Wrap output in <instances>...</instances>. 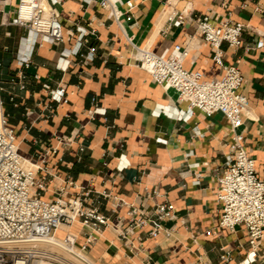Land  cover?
Wrapping results in <instances>:
<instances>
[{
	"label": "crops",
	"instance_id": "1",
	"mask_svg": "<svg viewBox=\"0 0 264 264\" xmlns=\"http://www.w3.org/2000/svg\"><path fill=\"white\" fill-rule=\"evenodd\" d=\"M18 1L0 0L4 12L0 85L20 155L38 163L43 156L35 141L41 149L57 146L62 155L60 176H69L74 184L85 186L92 178L96 191L146 212L165 200L174 207L175 219L163 223L172 232L170 237L140 245L135 237L141 233L136 231L131 245L125 246L114 232L105 231L87 255L96 264H221L220 256L228 252L231 264H239L249 251L245 231L219 228L220 208L215 201L216 179L225 172L229 154L228 124L220 114L206 117L195 110L185 119L187 105L178 103L173 90L157 86L137 68L131 44L158 56L186 46L189 55L183 67L211 79L221 71L201 42L194 19L207 16L216 25L229 15L233 23L244 26L240 47L222 44L221 48L224 63L236 67L245 80L242 93L248 115L240 129L243 146L255 161L258 177L264 178V0H120L116 3L122 14L118 25L98 3L60 0L55 11L64 42L33 46L38 39L10 24ZM125 2L132 4L131 10ZM168 10L183 13L187 21L167 29L163 15ZM80 34L85 41L79 50L82 57L72 55ZM258 43L261 48H256ZM90 48L95 52L92 61L84 59ZM21 59L31 62L23 70L24 82L17 79ZM60 87L65 89L64 98L58 104L50 102V92ZM92 98L99 109L93 122L87 117ZM104 151L107 169L101 166ZM45 160L50 165L54 157ZM121 166V177H112ZM150 191L162 198L147 199ZM109 209L107 203L101 207L105 215ZM253 264H264V237Z\"/></svg>",
	"mask_w": 264,
	"mask_h": 264
},
{
	"label": "built area",
	"instance_id": "2",
	"mask_svg": "<svg viewBox=\"0 0 264 264\" xmlns=\"http://www.w3.org/2000/svg\"><path fill=\"white\" fill-rule=\"evenodd\" d=\"M86 1L98 3L118 25L122 14L116 3ZM59 4L60 0H19L10 24L26 29L35 40H39L33 41L32 46L62 44L64 33L55 11ZM124 5L128 11L132 9L130 2ZM255 10L260 9L257 6ZM3 17L4 12L0 9V25ZM185 21L187 18L183 13L171 10L166 20L167 29L179 28ZM193 22L201 42L210 50L211 61L221 71L219 77L206 79L199 71L185 69L183 63L189 55L186 46H175L168 55L158 56L146 48L130 44L135 50L137 68L150 75L157 86L173 90L178 103L187 105L185 119L190 118L195 110L206 117L220 114L227 122L231 138L225 172L216 179L215 201L220 208L217 224L231 233L237 227L244 229L249 251L239 264H253L264 237V178L258 177L255 161L243 146L244 134L240 129L248 115L247 99L242 93L245 80L236 67L224 63L221 48L222 44L229 48L240 47L244 26L233 23L229 15L216 25L207 16L195 18ZM82 36L80 34L73 56L80 55V47L85 43ZM261 47L262 43L256 45V48ZM94 57V49L90 48L84 59L92 61ZM18 67L17 79L24 82L23 70L29 69L31 62L21 59ZM32 78L38 81L37 75ZM43 89L48 90V86L43 85ZM3 93L0 85V264H89L78 257L76 259L74 250L78 241L82 239L80 251L87 256L88 248L105 231L114 232L125 246L131 245L130 237L136 231L141 233L135 237L140 245L171 236L172 232L163 226L165 221L175 219L174 207L169 201L157 203L146 212L109 193L96 191L92 178L85 186H78L69 176H60L58 166L62 163V155L57 146L41 149L39 141H35L42 160L34 163L22 157L18 136L9 125V115L3 108ZM64 96L65 89L60 87L50 92L49 100L58 104ZM13 100L10 97L9 101ZM90 105L87 117L93 122L99 111L95 98L91 99ZM50 156L54 161L49 165L45 158ZM106 157L107 153L102 152L103 169L108 168ZM123 167L117 168L111 176L121 177ZM104 182H110V179ZM146 198L153 200L162 196L150 191L146 192ZM105 203L110 207L109 215L101 211ZM61 226L66 232L58 237ZM63 254L71 259H66ZM219 259L221 264H231L232 256L224 252Z\"/></svg>",
	"mask_w": 264,
	"mask_h": 264
},
{
	"label": "bare ground",
	"instance_id": "3",
	"mask_svg": "<svg viewBox=\"0 0 264 264\" xmlns=\"http://www.w3.org/2000/svg\"><path fill=\"white\" fill-rule=\"evenodd\" d=\"M111 3H119V1L120 0H109ZM169 12H170V10H168V11H166L165 13H164V18L166 19L167 17H168V14H169ZM162 17V16H161ZM253 115V114H252ZM252 117V116H251ZM250 117V118H251ZM253 119V118H252ZM66 232V228L64 227V226H61L60 227V231H59V233H62V234H64ZM61 236V235H60ZM58 239V238H57ZM51 249L53 250L54 248H52L51 247ZM56 249V248H55ZM74 254L76 255V259H77V257L79 258V259H82V260H84V261H87L89 264H94L93 262H92V260H90L84 253H82L80 250H78L77 248L74 250ZM64 255V257L66 258V259H71V257L69 256V255H67V254H63ZM78 260V259H77Z\"/></svg>",
	"mask_w": 264,
	"mask_h": 264
},
{
	"label": "rangeland",
	"instance_id": "4",
	"mask_svg": "<svg viewBox=\"0 0 264 264\" xmlns=\"http://www.w3.org/2000/svg\"><path fill=\"white\" fill-rule=\"evenodd\" d=\"M60 235L63 236L64 234H62V233H58V234H57L58 237H61ZM81 245H82V239H80V240L78 241V244H77L76 248H77L78 250H80ZM87 257H88L90 260H92L88 255H87ZM92 262H93V260H92ZM93 263L96 264L95 262H93Z\"/></svg>",
	"mask_w": 264,
	"mask_h": 264
}]
</instances>
